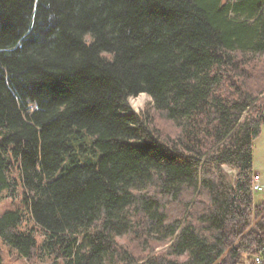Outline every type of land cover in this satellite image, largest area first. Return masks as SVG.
Listing matches in <instances>:
<instances>
[{
    "label": "trees",
    "instance_id": "obj_1",
    "mask_svg": "<svg viewBox=\"0 0 264 264\" xmlns=\"http://www.w3.org/2000/svg\"><path fill=\"white\" fill-rule=\"evenodd\" d=\"M261 94L264 0H0V194L25 210L0 241L27 264L250 262Z\"/></svg>",
    "mask_w": 264,
    "mask_h": 264
},
{
    "label": "rangeland",
    "instance_id": "obj_2",
    "mask_svg": "<svg viewBox=\"0 0 264 264\" xmlns=\"http://www.w3.org/2000/svg\"><path fill=\"white\" fill-rule=\"evenodd\" d=\"M142 100L139 102H135V99L137 97L130 98L128 100V105L132 112L139 114L142 112L145 107L151 103V98L146 95L142 94ZM264 94L259 95V98H263ZM132 100L134 102H132ZM163 121H160L159 127L163 128L166 132L169 131V126H166V122L163 124ZM172 132V131H171ZM90 154V153H89ZM91 155V154H90ZM91 159L90 156H88L89 161ZM85 162V161H83ZM252 168H253V174H258L260 176V183L264 186V125L261 128L260 135L253 141L252 145ZM225 171H227L231 176L234 175V173L230 169L224 168ZM17 174V171H12L11 175L15 176ZM264 196L263 193H257L254 194V200L258 201ZM22 198V191L21 186L18 185L14 191H8L5 190L0 194V215L6 210V209H14V208H23L24 210V203L21 200ZM37 243L41 244L43 242V237L40 235H35ZM167 244H158L157 247L154 249V252H152L151 255L163 252L167 248ZM0 249L2 250V257L4 264H27L29 261H24L22 258H16L13 254H10V250L7 248L6 245H4L0 241ZM32 264V263H30ZM34 264H52L51 260H42L35 262Z\"/></svg>",
    "mask_w": 264,
    "mask_h": 264
},
{
    "label": "built area",
    "instance_id": "obj_3",
    "mask_svg": "<svg viewBox=\"0 0 264 264\" xmlns=\"http://www.w3.org/2000/svg\"><path fill=\"white\" fill-rule=\"evenodd\" d=\"M251 192L252 194L264 192V186L260 183V176L258 174L252 175ZM245 264H264V245L260 249L259 253L254 255L251 258L250 262H247Z\"/></svg>",
    "mask_w": 264,
    "mask_h": 264
},
{
    "label": "bare ground",
    "instance_id": "obj_4",
    "mask_svg": "<svg viewBox=\"0 0 264 264\" xmlns=\"http://www.w3.org/2000/svg\"><path fill=\"white\" fill-rule=\"evenodd\" d=\"M142 97H143V95L141 94V95H139L138 96V98L137 99H135V102H139V101H141L142 100ZM132 102H134L133 100H132Z\"/></svg>",
    "mask_w": 264,
    "mask_h": 264
}]
</instances>
